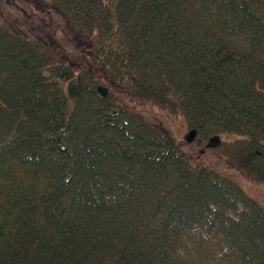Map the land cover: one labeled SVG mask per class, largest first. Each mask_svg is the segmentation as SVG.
Instances as JSON below:
<instances>
[{
    "label": "trees",
    "instance_id": "16d2710c",
    "mask_svg": "<svg viewBox=\"0 0 264 264\" xmlns=\"http://www.w3.org/2000/svg\"><path fill=\"white\" fill-rule=\"evenodd\" d=\"M46 4L87 63L0 26V264H264V0Z\"/></svg>",
    "mask_w": 264,
    "mask_h": 264
},
{
    "label": "rangeland",
    "instance_id": "374dc122",
    "mask_svg": "<svg viewBox=\"0 0 264 264\" xmlns=\"http://www.w3.org/2000/svg\"><path fill=\"white\" fill-rule=\"evenodd\" d=\"M48 1L49 0H0V26L9 25V23H16L20 24V27L32 34L37 32L38 36L43 37L44 39L47 38L48 41L51 40L57 45H61L59 48L60 53L62 55L66 54L68 63L73 68L75 67L74 69L78 68L79 65L83 67L87 63V58L84 57L83 59H80L78 55L75 54L74 50H72L71 46L74 43L76 46L75 48L80 49L83 47L84 39H82L78 34L75 36L73 33L74 28L70 24L69 26H66V23L61 16H57L54 14L55 12L53 13L47 8L46 3ZM62 33H64V36H62ZM62 38L64 44L61 42ZM69 40L72 41L71 44L69 43ZM107 88L113 94L114 98L123 97L118 96V87L114 89L111 87L109 88L108 85ZM155 119L158 120L156 117ZM165 124L171 126L173 134L181 142L182 139L185 140V135L190 130L189 128H186L185 121L182 117L171 122L167 121ZM207 140L208 139H206L203 143L201 141H193L195 143L193 147L194 152L192 154V158L197 160V162L218 168V166H222L224 164V161H222L221 155L215 147L206 148L203 146ZM195 152L196 154L201 153L203 156H196ZM214 161L216 164L213 163ZM229 171L231 172L233 170L231 169ZM235 174L234 177L240 179L239 182H241V186L244 188V190H246V192L253 199L264 206V183L255 182L248 179L245 174L240 173L239 170H235ZM260 204L257 205L260 206ZM223 260L224 257L222 254L216 256V262L220 264H227L226 262H223Z\"/></svg>",
    "mask_w": 264,
    "mask_h": 264
},
{
    "label": "water",
    "instance_id": "95a60500",
    "mask_svg": "<svg viewBox=\"0 0 264 264\" xmlns=\"http://www.w3.org/2000/svg\"><path fill=\"white\" fill-rule=\"evenodd\" d=\"M97 90H98V92L100 93L101 96H105L108 93V88L104 87V86H99L97 88ZM196 136H197V131H196V129L192 128L185 135V141L187 143H190V142H192L195 139ZM220 141H221L220 137L217 136V135H214V136H211L207 140V142L205 143L204 146L206 148H214V147H217L220 144Z\"/></svg>",
    "mask_w": 264,
    "mask_h": 264
}]
</instances>
